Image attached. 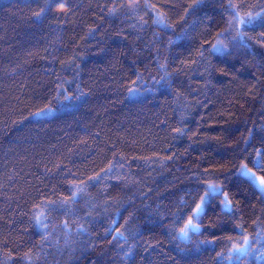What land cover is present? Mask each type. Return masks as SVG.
I'll list each match as a JSON object with an SVG mask.
<instances>
[{
  "label": "trees",
  "instance_id": "trees-1",
  "mask_svg": "<svg viewBox=\"0 0 264 264\" xmlns=\"http://www.w3.org/2000/svg\"><path fill=\"white\" fill-rule=\"evenodd\" d=\"M103 2L71 0L75 14L67 21L37 24L27 7L33 0H0V238L18 240L26 248L43 243L38 230L29 224V193H33L42 180L43 185L66 187L55 177H44L45 166L56 161L78 175L99 171L112 158L111 149L115 145L117 154L128 161V166L119 171H130L133 176L140 174L147 184L143 188L133 184L126 187L121 182L120 187L107 189L102 185L92 190V195L98 196L106 190L112 197L125 199L126 203V197L135 202L136 216L141 218L139 224L144 231V236L134 241L137 264H174L173 257L177 260L179 257L173 251L175 242L169 241L165 230L143 228L147 215L144 204L168 206L174 200L170 193L183 187L184 177L193 170L219 162L220 154L227 149L209 137L218 135L221 128L234 133V137L226 141L229 144L241 139V134L249 128L259 132L260 124L264 123V72L260 70L259 55L255 59L248 58L251 62L245 64L243 74L213 59L218 69L224 68L229 74L221 75L215 70L207 88L202 77L193 76L191 82L192 88L200 91H194L189 97L196 106L189 109L186 126L199 127L200 135L194 139L201 142L193 143L187 138L173 141L162 121L175 125L180 116L177 102L171 96L166 99L157 96L143 103L129 102L119 84L122 77L131 75L133 61L138 62L136 66L146 77L149 70L154 73L155 65L146 59L150 35L141 33L142 39H137L127 24L102 18L97 5ZM162 2L179 4L182 0ZM169 15L175 17L176 13ZM120 28L124 29L127 40L116 35L114 30ZM92 29L96 32L89 35ZM200 39L198 33L193 34L190 41L181 42L183 47H174L170 55L184 52L189 43L194 46ZM73 53L80 56L83 71L78 82L89 92L88 102L74 112L32 121L33 105L43 103L44 97L53 94L57 76L73 79L66 63ZM152 56H155L154 51ZM181 79L186 77L181 76ZM190 143L192 147L188 148ZM165 148L176 153L173 160L167 162L168 170L153 166V171L144 160L132 159L141 155H162ZM105 183L115 185L117 181ZM257 200H253L252 207L245 205L246 219L261 215ZM80 210L84 214L86 207L82 204ZM103 232L104 226L97 225L92 236L96 246L71 255L45 244V256L40 264H45V258L47 264H121L114 242L100 240ZM149 244L155 247L146 248ZM197 264H213V253L200 256ZM230 264L256 262L253 257L237 259L234 255Z\"/></svg>",
  "mask_w": 264,
  "mask_h": 264
},
{
  "label": "snow or ice",
  "instance_id": "snow-or-ice-1",
  "mask_svg": "<svg viewBox=\"0 0 264 264\" xmlns=\"http://www.w3.org/2000/svg\"><path fill=\"white\" fill-rule=\"evenodd\" d=\"M33 3L27 7L37 24L67 21L75 14L71 0H33ZM97 7L102 18L127 24L137 39H142L141 33L150 35L146 59L155 65L154 73L149 70L146 77L136 66L138 62L133 61L131 75L122 77L119 84L129 102L143 103L157 96L164 99L171 96L177 102L180 116L175 125L162 121L173 141L187 138L193 143L201 142L194 139L200 135L199 127L186 126L189 109L196 106L189 97L194 91H200L193 89L191 82L193 76L202 77L207 88L215 70L221 75L229 74L224 68L218 69L213 59L243 74L245 64L251 62L248 58L255 59L259 55L260 70L264 72V0H182L179 4L162 0H104ZM170 12H175V17L169 15ZM114 31L127 40L123 28ZM95 32L96 29H92L89 35ZM197 33L201 39L194 46L189 43L184 52L170 55L174 47H183L181 42L190 41ZM79 60V53H73L72 59L66 62L73 79L57 76L53 94L44 97L43 103L33 105L32 121L74 112L88 102L90 94L78 82L83 71ZM231 137L234 133L228 128H221L218 135L209 137L223 144L227 151L220 154V161L211 167L193 170L184 177L183 187L170 193L174 200L168 206L144 204L147 215L143 228L165 230L169 241L175 242L173 251L179 257V260L173 257L174 264H197L200 256L209 252L213 253V264H230L234 255L253 257L256 264H264V123L260 124L258 133L249 128L241 134V139L229 144L226 141ZM191 147L190 143L188 148ZM111 151L112 158L99 171L85 175H78L56 161L45 166L44 177H55L66 187L43 185L42 180L34 192L29 193V224L38 230L43 243L26 248L18 240L0 238V264H40L45 256V244L55 246L58 252L67 251L69 255L95 247L97 242L92 236L97 225L104 226L103 235L97 233L100 240L114 242L121 264H137L134 241H139L144 231L139 224L141 218L136 216L135 202L126 197V203L125 199L112 197L106 190L98 196L92 195V190L102 185L107 189L118 188L121 182L126 187L133 184L143 188L147 184L140 174L133 176L130 171H119L128 166L127 158L117 154L115 145ZM162 152V155H141L132 159L144 160L153 171V166L168 170L167 162L172 161L176 153L168 148ZM108 180L117 183H105ZM253 200L261 205V215L246 219L245 205L252 207ZM82 204L86 207L84 214L80 210ZM152 247L155 246L146 245V248Z\"/></svg>",
  "mask_w": 264,
  "mask_h": 264
},
{
  "label": "rangeland",
  "instance_id": "rangeland-1",
  "mask_svg": "<svg viewBox=\"0 0 264 264\" xmlns=\"http://www.w3.org/2000/svg\"><path fill=\"white\" fill-rule=\"evenodd\" d=\"M235 257L238 259V258H241V257H243V256H239V257L235 256Z\"/></svg>",
  "mask_w": 264,
  "mask_h": 264
}]
</instances>
